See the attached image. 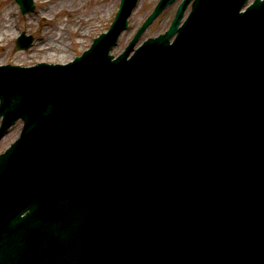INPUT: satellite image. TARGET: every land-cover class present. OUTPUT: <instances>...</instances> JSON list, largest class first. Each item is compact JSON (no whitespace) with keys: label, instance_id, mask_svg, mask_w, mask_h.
Segmentation results:
<instances>
[{"label":"water","instance_id":"obj_1","mask_svg":"<svg viewBox=\"0 0 264 264\" xmlns=\"http://www.w3.org/2000/svg\"><path fill=\"white\" fill-rule=\"evenodd\" d=\"M18 1L21 3L24 12L34 8L33 0ZM171 1L172 0H162L159 3L155 11L140 28L127 51L119 57V60H122L128 55L133 44L136 42V39L146 26L151 23L163 7ZM245 1L246 0H236V3L241 7ZM135 2L136 0H122L121 9L117 20L113 25L112 32L118 34L127 26V16ZM184 4L180 7L176 18L167 33L168 35L166 36L171 37L175 32L182 29H178L177 27L183 16L185 8ZM238 4H236V6H238ZM228 15L232 18L240 16V14L236 12L228 13ZM243 18L252 19L256 24V30L264 37V2H261V0H255V4L249 9ZM118 22H122L123 24L115 30V26ZM243 22H240L241 24L236 25L235 27L244 26L246 23L244 24ZM254 29L255 27L252 28V30ZM26 39L27 38L22 36L18 41V47H28L31 44L32 37ZM100 39H97L96 42ZM167 40L169 41V39ZM148 41L150 42L152 39H149ZM237 46L238 47L232 52L234 55L232 63L229 66L222 68L220 72L222 76L232 75L237 83H242L248 76L246 73L247 64L242 57L245 55L243 43H240ZM49 70L50 67H46L38 69L36 72ZM256 90L260 95L264 96V92L258 88H256ZM129 97H131L130 94ZM16 101V98H14V103ZM262 102L264 103V99ZM248 106V103L239 106L237 108V113L231 114H234L232 123L229 124L228 121H225L222 124V127H224L225 130H229L220 138L215 140L205 138L213 162V169L207 178L200 180V186H191L190 189L184 187L181 189L180 194H172L170 197L171 204L169 206H163L162 208L161 205H154L149 208L146 214L141 215V217L136 218L134 216L135 214H133L131 216V222L125 225H120L122 229H125V227H132L139 234L135 236L129 235L128 237H123L122 235L124 249L119 250V258L122 257L120 252H126L134 257H139L146 253L150 244L155 240L159 228L161 229L159 230L161 234L165 233L163 230L165 228H169L168 231H171L172 233L181 234L182 230L189 228L192 222H199L200 217H198L199 215L196 211V207L185 201L190 195V190L193 192L194 195H192V198L195 200H198L199 193H213L225 198L239 195L244 197L241 201L247 203V209L242 213H233L230 218L222 223L223 226L233 234L247 237L256 226L264 222V214L259 212L260 205L257 203L258 200L256 198L258 191L264 187V106L257 104L252 108V112H243V109ZM255 112H261V114L256 118L243 117V115ZM224 119H227L226 115H221L217 120L223 121ZM243 119L252 125L253 129L251 137L241 125L240 121ZM6 129L7 125L0 128V137ZM161 145H163V143H161ZM247 161H251L256 165L253 174L255 177L253 178L243 170V165ZM167 165H169L168 162L157 163V169L153 174L154 180L163 182L164 177L169 172ZM3 166L4 165H0V171L4 169ZM187 166L190 167V164H187ZM190 170L193 173L196 171L195 167H190ZM185 173L188 174L187 171H185ZM247 193L256 197L251 198ZM181 204L188 208L185 209L176 220L170 219V222L167 221L164 217L171 214L173 210L178 208ZM209 217L211 220H216L215 214H210ZM173 248L174 244L168 243V250L171 251ZM110 256L114 259L113 252H111ZM110 264H113V261H111ZM259 264H264V257L259 258Z\"/></svg>","mask_w":264,"mask_h":264},{"label":"rangeland","instance_id":"obj_2","mask_svg":"<svg viewBox=\"0 0 264 264\" xmlns=\"http://www.w3.org/2000/svg\"><path fill=\"white\" fill-rule=\"evenodd\" d=\"M8 0H0V12L1 8L6 6ZM115 1V7L112 10L111 13H107L105 17H97V22L94 26L89 27L86 26L84 29H87L84 34H80L79 32L73 31V25L68 24L69 33L67 36L68 43L71 42V39L73 41V45H69L68 50V57L67 59L61 60V59H49V58H42L43 55L41 52H38V45L41 42L42 35L48 34H56L58 32H61V27H64V23H67V18L70 17L69 14L70 10L69 7L72 5L69 3H66V6L63 7L61 11H57L56 13H52L50 15H41L40 13V5L38 0H34L35 2V9L31 12H28L26 14H22L18 4L12 0L15 8L16 16L12 18L17 23V28L15 27L16 31H18L17 35L13 37L12 39H9L7 37L5 41L3 42L4 46H0V54L6 59L4 63L0 64H20V65H33L38 62H48V63H66L71 61L76 55H81L83 51H85L87 48L90 47L92 44L94 38L98 35H100L102 32H105L109 29L112 21L114 20L115 14L120 6V0H112ZM141 0H138V3H140ZM182 0H176L175 2L171 3L169 7L158 17L155 19V21L148 27V29L145 31V33L142 35L141 39L139 40L140 44L145 38L157 35L164 30H166L171 21L174 18V15L177 11L178 5L181 3ZM158 0H142L140 6H138V9L136 10V13L131 16V23L133 24V29L130 31L132 32L130 38L124 37V32L121 34L116 47L111 51L114 55H119L125 47L127 46L129 40L133 37L134 33L138 29V27L141 25V23L144 21V19L149 15V13L153 10ZM93 2L90 3V1H87L86 6L89 5L92 6ZM76 6V5H75ZM191 9V5L187 9L186 14L189 13ZM36 12L37 15L36 16ZM76 12L73 11V14ZM1 18V15H0ZM30 19L32 20L31 28L29 29L26 26V21ZM86 23V22H85ZM81 31V29L79 30ZM25 32L28 35L34 36V42L31 47L27 49H16L15 48V42L17 37L22 33ZM128 35V34H126ZM16 57H23V58H32L31 62L28 63H17L14 61ZM1 122V120H0ZM23 122L21 120H18L13 126L9 128V130L5 133V135L0 140V153L3 152L20 134L22 129Z\"/></svg>","mask_w":264,"mask_h":264},{"label":"bare ground","instance_id":"obj_3","mask_svg":"<svg viewBox=\"0 0 264 264\" xmlns=\"http://www.w3.org/2000/svg\"><path fill=\"white\" fill-rule=\"evenodd\" d=\"M39 5H40V13L41 15H50L52 13H56L57 11H61L64 6H66V3L71 4L72 6L69 7L70 10V17L67 18V23H64V27H61V32H58L56 34H48L47 35H42V39L40 44L37 46L38 47V52L42 53L43 55L41 56L42 58H49V59H67L68 57V50H69V45H73V41L71 39V42L68 43L67 41V36L69 33L68 29V24L73 25V31L74 32H79L80 34H84V32L87 29H84L86 26L92 27L95 25L97 22V17H105L107 13H111L112 10L115 7V1L112 0H38ZM87 1L90 3L93 2L92 6H86ZM193 1V0H192ZM191 1V2H192ZM205 1V0H202ZM142 0L140 3L136 5V7L133 10V13L131 16H133L136 13V10L138 9V6H140ZM76 5V6H75ZM15 6L12 2V0H8L6 3L5 7L1 8V18H0V46H4L3 42L7 37L9 39H12L15 37L18 33L16 31L15 27L17 28V23L14 18L16 16ZM73 11L76 12L73 14ZM39 15V14H38ZM37 12H36V16ZM32 20L28 19L26 21V26L30 29ZM86 22V23H85ZM81 29V31H79ZM133 29V24L131 23V18H130V25L129 27L125 30L124 32V37L125 38H130L132 32L130 31ZM128 34V35H126ZM116 46L113 47V49ZM97 55L96 53H90L87 57V61L90 62L92 60H96ZM6 59L0 54V62L4 63ZM15 62L17 63H28L32 61V58H23V57H16L14 59ZM140 85V83L138 84ZM7 102L9 104H13V94H7L5 96ZM66 101V100H65ZM54 108L59 109L61 105L66 106L67 103H62L58 101L53 102ZM70 115L67 111V109L63 110L61 114L58 116H55L54 118H51V120L57 121H69ZM59 164H61V161H59ZM56 189H58L55 186ZM97 206V204H96ZM55 215L59 216L62 215L65 218L68 216V212L66 211L65 208H58L55 211ZM125 230L128 234L131 236H135L139 234L134 228L132 227H125ZM63 235L65 237H70V232L62 231ZM8 258H13L11 253H6L5 251H0V264H2L5 260H8ZM166 257L163 255V259Z\"/></svg>","mask_w":264,"mask_h":264}]
</instances>
